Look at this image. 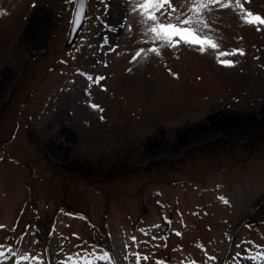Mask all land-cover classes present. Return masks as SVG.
Returning a JSON list of instances; mask_svg holds the SVG:
<instances>
[{
    "label": "rangeland",
    "instance_id": "374dc122",
    "mask_svg": "<svg viewBox=\"0 0 264 264\" xmlns=\"http://www.w3.org/2000/svg\"><path fill=\"white\" fill-rule=\"evenodd\" d=\"M74 4L0 0V264H264V0L203 10L217 50L139 0H89L68 46Z\"/></svg>",
    "mask_w": 264,
    "mask_h": 264
},
{
    "label": "snow or ice",
    "instance_id": "6c2138e0",
    "mask_svg": "<svg viewBox=\"0 0 264 264\" xmlns=\"http://www.w3.org/2000/svg\"><path fill=\"white\" fill-rule=\"evenodd\" d=\"M250 2V0H249ZM224 0H191V8L189 9L191 12L195 14L194 16H188L184 19H181L179 16H176L175 19L178 23H170L165 22L161 19L162 16L168 17L171 19V13H175L177 8L173 6L172 0H139V9L140 14L143 17L142 23L147 24V33H152L153 38L162 42L163 44L174 47V37H180L184 41L185 44H189L190 46H194L195 44L200 45V50H203L204 44H207L212 50H217L219 45L209 39L207 36H202L199 34V28L194 25L203 24V10L209 9V6L222 4ZM234 4L241 8L243 11L242 0H234ZM167 6V7H165ZM224 6H228L225 4ZM159 13V15H157ZM243 14L246 17H251L252 19H248V24L257 23L260 25H264V18L259 15H254L251 11H244ZM199 17V19H196ZM151 21V23H148ZM204 27H208L207 24H204ZM185 34H189L194 37V40H190L187 38ZM156 55H160L158 49H151ZM244 55L243 50H233V52H219V56L217 57L218 62H220L225 67H234L235 64L232 60H220L219 57H227L234 55ZM139 55V53L137 54ZM130 71V69H129ZM96 108V105H93ZM224 203L227 204L228 201L224 200ZM3 226L0 225V228ZM180 235V233H177Z\"/></svg>",
    "mask_w": 264,
    "mask_h": 264
},
{
    "label": "water",
    "instance_id": "95a60500",
    "mask_svg": "<svg viewBox=\"0 0 264 264\" xmlns=\"http://www.w3.org/2000/svg\"><path fill=\"white\" fill-rule=\"evenodd\" d=\"M89 0H75L73 13L71 17V25L69 30V35L66 44L68 46L72 45L76 35L80 31L84 24L87 10H88Z\"/></svg>",
    "mask_w": 264,
    "mask_h": 264
},
{
    "label": "bare ground",
    "instance_id": "6f19581e",
    "mask_svg": "<svg viewBox=\"0 0 264 264\" xmlns=\"http://www.w3.org/2000/svg\"><path fill=\"white\" fill-rule=\"evenodd\" d=\"M34 27V26H33ZM264 119V118H263Z\"/></svg>",
    "mask_w": 264,
    "mask_h": 264
}]
</instances>
